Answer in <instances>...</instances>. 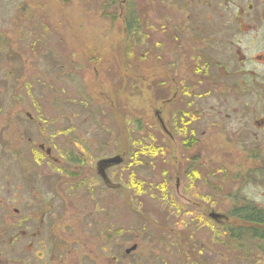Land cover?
Here are the masks:
<instances>
[{"label": "rangeland", "instance_id": "rangeland-1", "mask_svg": "<svg viewBox=\"0 0 264 264\" xmlns=\"http://www.w3.org/2000/svg\"><path fill=\"white\" fill-rule=\"evenodd\" d=\"M167 1L0 0V135L8 143L0 199H9L0 221L11 220L15 207L27 212L37 187L60 216L45 237L59 244L58 232L68 234L66 264H264L262 239L238 241L225 230L246 225L230 216L232 207L264 208V152L244 151L241 122L226 117L217 95L197 102L208 120L198 132L206 135L196 147L182 145L173 92L199 76L189 75L185 56L173 71ZM132 11L139 21L134 33L126 25ZM29 136L51 146L61 164L50 169L41 153L27 152L38 147ZM141 136L159 141L163 153L137 161L126 155L124 166L109 170L122 189L105 188L95 171L99 159L133 152L131 142ZM214 211L219 223L209 218ZM133 244L138 248L126 254ZM29 255L17 257L32 262Z\"/></svg>", "mask_w": 264, "mask_h": 264}, {"label": "flooded vegetation", "instance_id": "flooded-vegetation-1", "mask_svg": "<svg viewBox=\"0 0 264 264\" xmlns=\"http://www.w3.org/2000/svg\"><path fill=\"white\" fill-rule=\"evenodd\" d=\"M166 9L168 12L165 28L173 44L175 57L173 71L178 73L182 64L180 60L185 56L184 59L190 61L189 64L192 66L189 75L199 76L197 82L192 80L187 86L177 84L173 92V100L178 105L175 119V125H179L177 132L182 136H191L194 140L192 147H196L201 140L199 134L206 135V129L198 132V124L208 121L202 112L204 109H199L198 100H204L209 95L222 96L221 102L216 105L224 104L223 107L229 109L231 113L226 112L227 118L234 114L238 116L237 119L241 122L240 133L244 137L242 141L244 151L256 150L262 155L260 151L264 152V0H168ZM213 107V104H210L207 110ZM157 114L161 116V111H157ZM25 116L29 121L34 120L29 112L25 113ZM232 131L234 132V129ZM16 132L15 137L19 136L23 140L22 133ZM167 132L164 130V133L169 134ZM6 142L7 138L0 135L2 144L0 161L6 157L4 156L8 144ZM27 142L38 147L26 151L41 153L48 159L46 166L50 169L52 165L61 164L60 159L54 155L53 148L47 143H37L32 136L27 137ZM14 149L18 152L20 150L12 148L10 153ZM116 155L122 157L121 163L109 166L101 172L99 168V161L103 159L101 158L95 170L103 186L112 190L122 189V185L111 180L109 170L124 166L127 162L126 155L133 156L131 151ZM254 158L260 159L258 155H254L252 159ZM2 170L6 171L7 168L3 167L0 172ZM105 172L106 177L102 175ZM41 175L38 172L31 174L32 177ZM70 176L73 178L72 174ZM6 178L11 179L10 176ZM33 181L37 182V179L34 178ZM82 183L87 186V192L94 193L88 181L84 180ZM35 188L37 187L31 190L26 200L27 212L15 207L14 214L10 216L11 220L0 221V264H66L68 253L64 245L67 243L68 234L65 231L58 232V237L64 240L59 244L54 243L56 237L53 239L45 237L56 232L54 222L58 221L60 216L52 215V207L39 197V191ZM18 190L16 189V192ZM10 193L16 196L11 189L8 194ZM8 203L7 196L0 199V205L5 207L6 211L9 209ZM215 221L218 222L217 219ZM23 252L30 254L28 260L32 262L17 257V254Z\"/></svg>", "mask_w": 264, "mask_h": 264}, {"label": "trees", "instance_id": "trees-1", "mask_svg": "<svg viewBox=\"0 0 264 264\" xmlns=\"http://www.w3.org/2000/svg\"><path fill=\"white\" fill-rule=\"evenodd\" d=\"M108 1L110 2L112 1L113 4L111 3V6H114L117 2V0H108ZM107 7L105 5V8H103L105 12L108 11ZM106 15L109 16L108 13ZM111 16L115 17L114 15H111ZM134 17L135 15L133 11H132V14L130 12V14L127 16L128 18L127 26H128V30L130 31V33L131 32L134 33L138 31L139 29L138 28L139 21L136 20ZM139 128H142V127H139ZM140 138L143 139V141L137 142L136 144H134L133 148H135V150L132 152L133 154L132 157L140 158L143 154L147 155L150 153H151L150 156L153 155L155 157L156 155L158 154L161 155L163 153L164 147L159 141L146 143L145 136H141ZM161 191L164 192V190L162 189ZM232 208L233 209L229 212L230 216L234 219L238 218L239 220H242V222L246 225L233 226V227H237V229H234L232 226H227L225 228V230L227 231L226 233L238 241H241L239 239L242 237H247L249 240L250 239L252 240L262 239V241L264 242V210L260 207L255 206L251 202H246L240 207L235 206ZM222 227H225V226H222Z\"/></svg>", "mask_w": 264, "mask_h": 264}, {"label": "water", "instance_id": "water-1", "mask_svg": "<svg viewBox=\"0 0 264 264\" xmlns=\"http://www.w3.org/2000/svg\"><path fill=\"white\" fill-rule=\"evenodd\" d=\"M158 115V114H157ZM158 119L160 120V122L163 124V120L161 118L160 115H158ZM164 130L167 132L166 128L164 127ZM123 161L122 157L120 155H115L114 157H106L105 159H101L99 161V168H100V171L101 172H104L103 170H105V168L109 167V166H112V165H116V164H119ZM103 176H107L106 175V172L102 174ZM210 217L212 219H217L219 217H222L221 214H219L218 212L214 211L212 213H210ZM136 246H134L135 248ZM130 252V251H128Z\"/></svg>", "mask_w": 264, "mask_h": 264}, {"label": "bare ground", "instance_id": "bare-ground-1", "mask_svg": "<svg viewBox=\"0 0 264 264\" xmlns=\"http://www.w3.org/2000/svg\"><path fill=\"white\" fill-rule=\"evenodd\" d=\"M126 19V18H125ZM126 25H127V22H126ZM127 28H128V26H127ZM167 101V100H166ZM168 102V101H167ZM162 118V117H161ZM162 120H163V118H162ZM183 122H184V120H183ZM159 123H160V126L164 129V127L166 128V130H168V128H167V125H165V121L163 120V124L160 122V120H159ZM175 123H176V121H175ZM176 128H178L179 127V125H176L175 126ZM140 129V128H139ZM167 133H169V134H167L168 136H170V138H173L174 136H173V134L171 135V133L169 132V130H168V132ZM179 135V134H178ZM177 135V136H178ZM179 137H180V139H181V141H182V145L183 146H185V147H187L188 149L190 148V147H192L193 146V144H194V140L192 139V137L191 136H189L188 137V135L186 136H182V135H179ZM143 141V139H141V138H137L136 139V141H135V143L134 142H131V144L134 146V144H136L137 142H142ZM147 143V142H146ZM137 160H139V159H137ZM136 160V161H137ZM192 173V172H191ZM209 218H210V214H209ZM219 223V222H218ZM134 246H136L135 248H134ZM138 248V244H133V245H131L129 248H127L126 250H125V252H128V251H132V250H136Z\"/></svg>", "mask_w": 264, "mask_h": 264}]
</instances>
